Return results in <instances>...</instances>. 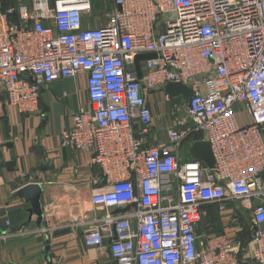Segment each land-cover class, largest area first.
Masks as SVG:
<instances>
[{
    "label": "built area",
    "instance_id": "2783aa9c",
    "mask_svg": "<svg viewBox=\"0 0 264 264\" xmlns=\"http://www.w3.org/2000/svg\"><path fill=\"white\" fill-rule=\"evenodd\" d=\"M109 1L97 15L94 0H0L6 106L31 114L48 85L86 76L88 104L60 137L99 172L90 203L102 214L84 245L107 249L114 264H264V0ZM144 54L155 58L140 62L139 77ZM177 83L188 100L166 95ZM158 93L172 122L167 142L151 143ZM195 142L210 145L212 169L191 157ZM235 203L251 232L244 247L242 227L225 223L237 221ZM213 206L219 233L207 223ZM46 231L9 230L0 241Z\"/></svg>",
    "mask_w": 264,
    "mask_h": 264
},
{
    "label": "crops",
    "instance_id": "0c3cea01",
    "mask_svg": "<svg viewBox=\"0 0 264 264\" xmlns=\"http://www.w3.org/2000/svg\"><path fill=\"white\" fill-rule=\"evenodd\" d=\"M3 1L12 7L18 3ZM93 5L97 15L102 7L111 8L109 0H94ZM99 24L97 19L89 26ZM40 93L38 111L31 114L6 106L0 97V234L20 228L47 231L0 241V264H114L107 249L97 251L83 243L88 222L102 214L90 203L89 180L99 176L98 169L90 154L62 148L60 141L78 107L88 104L86 76L59 80ZM157 100L160 93L152 96L151 143L167 142L155 122ZM238 119L248 123L243 115ZM232 207L241 212L245 205Z\"/></svg>",
    "mask_w": 264,
    "mask_h": 264
},
{
    "label": "water",
    "instance_id": "95a60500",
    "mask_svg": "<svg viewBox=\"0 0 264 264\" xmlns=\"http://www.w3.org/2000/svg\"><path fill=\"white\" fill-rule=\"evenodd\" d=\"M135 67L137 73L139 74V64L140 62H144L145 60L155 58L152 54H144L135 57ZM140 77V74H139ZM165 93L172 99H176L177 97H181L183 100H188L192 95L190 89L185 86L177 83V84H167L165 86ZM189 153L194 160L200 161L202 165L206 168L212 169L214 159L212 152L210 150V145L206 142H195L189 149ZM129 208L116 210V213H122L127 211Z\"/></svg>",
    "mask_w": 264,
    "mask_h": 264
},
{
    "label": "rangeland",
    "instance_id": "374dc122",
    "mask_svg": "<svg viewBox=\"0 0 264 264\" xmlns=\"http://www.w3.org/2000/svg\"><path fill=\"white\" fill-rule=\"evenodd\" d=\"M178 98L177 99H173V102H177ZM158 102L155 104L156 105V108H155V122H158L161 126L162 129H160V134L162 135H166L167 133V130L168 128L171 126V119L170 117L168 116V106L167 105H164L162 103L161 100H157ZM163 126V127H162ZM233 207L231 205H229L227 207V210L229 211V209H231V211H234L232 209ZM226 210V212H227ZM218 210L217 208L211 210L210 212L206 209V213H207V223L209 225L213 224L214 221H217L219 219L220 221V216H218ZM226 214V213H224ZM240 217L238 216L237 217V221L235 223H233L232 220H230V222H225L227 224V228L229 227H246L247 226V216L246 214L243 213V211H241L240 213ZM234 217H232L233 219ZM241 219V222H239L238 220ZM222 230V228H221Z\"/></svg>",
    "mask_w": 264,
    "mask_h": 264
},
{
    "label": "trees",
    "instance_id": "16d2710c",
    "mask_svg": "<svg viewBox=\"0 0 264 264\" xmlns=\"http://www.w3.org/2000/svg\"><path fill=\"white\" fill-rule=\"evenodd\" d=\"M197 140L200 138L199 135H197L195 137ZM189 143H191L190 141L186 142L184 144V147L187 149ZM187 157L190 158V155L187 153ZM216 207L213 206V207H208L207 210L210 212L211 210L215 209ZM240 217V215H238ZM239 222H241V219L238 220ZM219 225V219L217 221H214L213 224H211V226L213 227V225ZM219 233L221 232V229L220 227H215L214 226V229L212 230V233ZM238 239L241 240V243H242V247L246 246V244L251 240V232L249 231V227H248V224L246 227H242V230L240 231V233H238Z\"/></svg>",
    "mask_w": 264,
    "mask_h": 264
}]
</instances>
